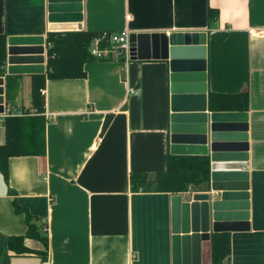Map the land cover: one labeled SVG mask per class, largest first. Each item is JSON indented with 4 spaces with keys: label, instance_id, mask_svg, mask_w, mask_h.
I'll return each instance as SVG.
<instances>
[{
    "label": "crops",
    "instance_id": "0c3cea01",
    "mask_svg": "<svg viewBox=\"0 0 264 264\" xmlns=\"http://www.w3.org/2000/svg\"><path fill=\"white\" fill-rule=\"evenodd\" d=\"M48 0H0V34H42L46 66ZM83 29L130 33L205 32L191 60L207 62L211 93L249 99L250 228L230 231L224 264H264V0H82ZM209 8L218 18L209 24ZM8 57V50H7ZM13 110L30 108L34 74H7ZM80 78L47 79L44 156L9 159L0 171V264H173L172 196L133 180H151L167 167L170 143L168 60L110 58L87 62ZM47 70V67H46ZM46 74V71L45 73ZM0 116V144L6 133ZM210 189L190 190L185 198ZM181 194V193H180ZM47 222L48 250L17 255L8 236L25 234V214L13 199ZM33 250L44 244L27 238ZM201 264H213L211 241Z\"/></svg>",
    "mask_w": 264,
    "mask_h": 264
},
{
    "label": "water",
    "instance_id": "95a60500",
    "mask_svg": "<svg viewBox=\"0 0 264 264\" xmlns=\"http://www.w3.org/2000/svg\"><path fill=\"white\" fill-rule=\"evenodd\" d=\"M48 3L50 32L83 29L82 0ZM205 36V32L129 35L130 60L169 61L171 154L210 160V189L189 199L182 193L172 196L173 264H201L203 242L211 241L213 234L250 228L249 114L208 110L206 59L191 60L205 45ZM45 42L42 34L9 36L7 74H44ZM5 79L0 76V114L6 109Z\"/></svg>",
    "mask_w": 264,
    "mask_h": 264
},
{
    "label": "trees",
    "instance_id": "16d2710c",
    "mask_svg": "<svg viewBox=\"0 0 264 264\" xmlns=\"http://www.w3.org/2000/svg\"><path fill=\"white\" fill-rule=\"evenodd\" d=\"M217 9L209 8L208 20L212 24L217 19ZM111 32L68 31L48 34L46 74H34L32 79V104L30 108L21 106L24 115L10 112L3 117L6 141L0 144V171L8 178L9 159L14 156H44L47 152L45 116V96L42 93L47 79L80 78L86 75L84 65L87 62L110 58L97 57L91 52L96 38H101L100 46L110 48L108 36ZM118 57L125 60L123 48L118 46ZM7 60V35L0 34V76L5 75ZM11 85H7V103L11 111L16 106L15 97L10 94ZM210 105L215 111H247L249 99L247 93H211ZM138 186L147 185L149 190L180 194L190 190H203L209 187L210 160L206 156L170 155L165 170L158 172L153 179L133 180ZM15 210L25 214L27 230L25 234L8 236L9 249L17 255L36 252L45 257L48 250L47 222L37 223L39 219L27 208L13 199ZM27 238L41 241L45 249L33 250L25 244ZM231 241L229 232L215 233L211 239V258L213 264H224L230 255Z\"/></svg>",
    "mask_w": 264,
    "mask_h": 264
},
{
    "label": "built area",
    "instance_id": "2783aa9c",
    "mask_svg": "<svg viewBox=\"0 0 264 264\" xmlns=\"http://www.w3.org/2000/svg\"><path fill=\"white\" fill-rule=\"evenodd\" d=\"M129 35L130 32L128 29H124L119 32H111L108 36V42L111 45L110 48H102L100 46L101 38H96L91 46V52L97 57H105L110 52H116L117 54L119 51L117 50V47L120 46L123 48V55L125 56V60H130V47H129ZM42 93L45 94V90H42ZM10 112L14 115H24V111L22 109L17 110H8L5 111L3 114H0V116H6Z\"/></svg>",
    "mask_w": 264,
    "mask_h": 264
}]
</instances>
